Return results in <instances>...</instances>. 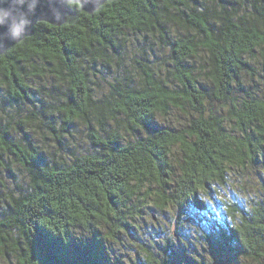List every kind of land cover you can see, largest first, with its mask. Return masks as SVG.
Masks as SVG:
<instances>
[{"label": "trees", "instance_id": "obj_1", "mask_svg": "<svg viewBox=\"0 0 264 264\" xmlns=\"http://www.w3.org/2000/svg\"><path fill=\"white\" fill-rule=\"evenodd\" d=\"M69 5L75 14L63 25L40 22L0 55L3 101L28 107L20 132L0 123V174L12 172L8 154L28 177L10 197L0 243L18 231V264H114L110 242L133 228L146 199L199 220L216 204L223 215L203 232L212 254L263 264L264 180L250 203L224 199L219 188L234 172L242 190L248 167L264 163V96L250 88L264 59V0H112L92 14ZM139 36L150 49L131 59ZM126 55L134 73L119 68ZM103 63L118 69L97 95L91 75ZM174 109L184 125L158 123ZM34 120L60 149L83 124L91 149L45 158L22 125ZM178 232L151 233L143 261L192 264Z\"/></svg>", "mask_w": 264, "mask_h": 264}, {"label": "rangeland", "instance_id": "obj_2", "mask_svg": "<svg viewBox=\"0 0 264 264\" xmlns=\"http://www.w3.org/2000/svg\"><path fill=\"white\" fill-rule=\"evenodd\" d=\"M146 40L142 36H139L138 42H135L133 48V53H135V55L133 57L126 55L119 64V68H129L133 73L137 70L138 64L129 59L130 57L131 59H139L143 51H149L151 44L148 38H146ZM254 66L256 68V74L251 82L250 88L255 90L261 97L264 96V59L258 58ZM117 69L113 63H103V66L98 65L97 70L93 71L91 75L92 80L90 87L92 91L97 95L105 94L110 86L109 82L112 81V77ZM123 75L125 74L123 73ZM30 84L35 92L33 97H40L41 94H38L39 90L37 89L42 83L35 79L34 82ZM4 92V89L0 88V123L6 124L11 127L13 131L15 130V132H20L17 130L15 123L20 119H24L22 115L28 113V107L24 105L16 106L3 101L2 97L4 96ZM38 116H41L39 111ZM43 120L44 124L48 122L46 118ZM157 121L159 124H164L172 128H180L188 121V117L186 114L174 109L164 117H160ZM22 125L29 128L27 131L32 134L33 140L38 142L45 158L54 157L68 160L78 153H84L91 149L86 128L79 122L73 124L69 128V133L66 136L68 142H66L63 149L55 145L52 141V137L48 133V129L40 121L34 120L30 122L28 126L26 122H23ZM56 126H59L58 123H56ZM16 135L18 136V134ZM20 135L29 137L24 133H20ZM5 158L6 161L9 162L12 172L7 173L1 169L0 223L7 215L11 202L10 197L16 196L18 190L25 187L28 180L25 170L18 163L14 162L11 155L7 154ZM263 180L264 163L248 167L246 182L242 190L238 188L240 183L236 181L235 173L231 172L227 177L228 183L219 188L221 189L220 195L224 199L227 198L229 201L238 199L245 203L246 201L250 203L261 195ZM207 215V217L202 216L200 220L193 213H188L179 218V212H177V210L168 208L164 212L158 211L154 209V203L146 199L143 207L136 213V219L132 222L133 228L130 231L121 232L118 234L117 241L112 240L110 242L109 259L114 264H146V262L143 261L145 256L143 248H146V244L149 247L151 246V241L149 240L151 239V233L157 235L155 239L161 240L165 234L170 235L174 230L178 232L179 228L176 226L178 222H180L182 225L178 233L182 236L181 243L186 250H188L191 258V260L190 258L189 260L192 264H232L227 262V260L215 257L205 241V236H203V232L204 230L207 231L212 217L217 220V218L222 217L223 211L214 204L211 208V212L207 213ZM6 233L11 238L3 240V242L0 243V264H18L19 249L15 241L19 239V245H22L23 242L18 238L20 235L17 230H8ZM6 233L3 231V236L6 235ZM227 259L230 260V257Z\"/></svg>", "mask_w": 264, "mask_h": 264}, {"label": "water", "instance_id": "obj_3", "mask_svg": "<svg viewBox=\"0 0 264 264\" xmlns=\"http://www.w3.org/2000/svg\"><path fill=\"white\" fill-rule=\"evenodd\" d=\"M107 1L112 0H0V55L31 37L40 22L63 25L67 17L75 14L69 3L78 4L83 12L92 14ZM22 21L26 22L23 30L18 29L19 37L12 40L9 29Z\"/></svg>", "mask_w": 264, "mask_h": 264}, {"label": "clouds", "instance_id": "obj_4", "mask_svg": "<svg viewBox=\"0 0 264 264\" xmlns=\"http://www.w3.org/2000/svg\"><path fill=\"white\" fill-rule=\"evenodd\" d=\"M25 23H26V22L22 21L20 24H14V25L9 29L10 38H11L12 40H16V39L19 37L18 29H20V30L22 31Z\"/></svg>", "mask_w": 264, "mask_h": 264}]
</instances>
